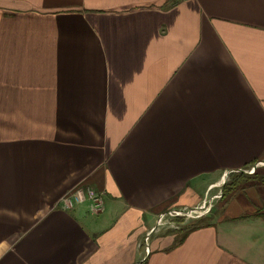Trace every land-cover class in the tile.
<instances>
[{"label":"crops","instance_id":"crops-1","mask_svg":"<svg viewBox=\"0 0 264 264\" xmlns=\"http://www.w3.org/2000/svg\"><path fill=\"white\" fill-rule=\"evenodd\" d=\"M262 160L264 0H0V264H264V182L149 234Z\"/></svg>","mask_w":264,"mask_h":264},{"label":"rangeland","instance_id":"rangeland-1","mask_svg":"<svg viewBox=\"0 0 264 264\" xmlns=\"http://www.w3.org/2000/svg\"><path fill=\"white\" fill-rule=\"evenodd\" d=\"M256 182H264V160L258 161L253 165H249L237 173L225 174L216 182L215 186L211 189L208 197L203 201V203L193 209L195 210L194 212H190V208L187 207H178L168 209L166 212L159 214L155 221V227H153L149 234L156 231L157 234L173 236L175 241H177L185 236L191 228L208 225L209 223L215 221L217 216H219L225 209V202L244 188L245 185H252ZM86 186L88 185L76 187L69 193L70 196L72 198L75 196L77 201V190H84L83 188ZM81 195L83 199L86 200L84 193ZM84 202L87 203V200ZM63 209L71 210L72 208ZM149 234L146 236V241L150 237Z\"/></svg>","mask_w":264,"mask_h":264},{"label":"built area","instance_id":"built-area-1","mask_svg":"<svg viewBox=\"0 0 264 264\" xmlns=\"http://www.w3.org/2000/svg\"><path fill=\"white\" fill-rule=\"evenodd\" d=\"M84 190H77V197H82V195L79 194H83L87 200L88 203V209L90 211V213L92 214H100L103 211V195L100 192L95 191L93 188H91L90 186H86L85 188H83ZM85 200V201H86ZM59 204H61V207L63 208H72L73 205V198L70 196V194L64 196L60 201ZM195 209V208H194ZM195 210L190 209V212H194Z\"/></svg>","mask_w":264,"mask_h":264},{"label":"trees","instance_id":"trees-1","mask_svg":"<svg viewBox=\"0 0 264 264\" xmlns=\"http://www.w3.org/2000/svg\"><path fill=\"white\" fill-rule=\"evenodd\" d=\"M197 228V227H196ZM194 229V228H191V230Z\"/></svg>","mask_w":264,"mask_h":264}]
</instances>
